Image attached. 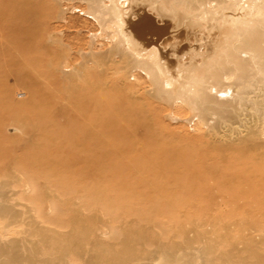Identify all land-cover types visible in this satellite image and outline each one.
I'll list each match as a JSON object with an SVG mask.
<instances>
[{
    "label": "rangeland",
    "instance_id": "obj_1",
    "mask_svg": "<svg viewBox=\"0 0 264 264\" xmlns=\"http://www.w3.org/2000/svg\"><path fill=\"white\" fill-rule=\"evenodd\" d=\"M205 1L180 0L191 6L205 4L194 9L177 7L190 13L211 12L210 18L202 20V33L195 37L201 51L209 35L218 39L217 58L226 36L264 22V0ZM162 2L166 8L176 6ZM101 3L0 0V90L11 92L10 100L17 101L24 88L15 72L39 62L48 73L39 76L48 90L43 89L46 92L42 94L46 96L45 113L0 123V137L7 138L11 157L37 147L39 156L51 164L73 157L69 135L73 125L84 129L88 122L86 115L82 117L84 108L95 97L101 104L134 99L130 114L137 130L132 141L119 136L122 132L117 129L110 130L108 135L114 138L108 143L120 142L122 147L104 158V174L91 176L102 182L104 177L105 184L95 186V181L83 174L80 157L68 165L58 164L55 173L44 167L37 178L28 175L21 184L16 182L22 172L4 167L0 191H20L5 204L15 205V212L22 211V216L9 218L18 222L3 238L0 230L3 249L15 252L17 248L23 253V246L31 247L28 250L36 256L35 264H264V90L260 89L264 76L258 81L254 78L248 92L236 81L235 91L233 85L231 89L234 94L245 91L243 99L222 107L213 102L200 107L187 104L176 98L178 94L171 99L161 96L147 74L128 63L115 46L112 28L96 18ZM122 3L126 5V1ZM224 9H232L238 16L216 17ZM10 16H17L15 23L7 20ZM188 32L182 28L183 51L195 44L192 31ZM27 45L30 49L26 51ZM197 59L196 76L215 61V57L205 62ZM35 98L43 101L40 93ZM124 116L111 114L103 123L109 129L114 118ZM150 116L153 119L145 122ZM23 124L35 137L28 129L19 134ZM21 138L35 140L34 146L16 152L13 144ZM73 139L85 141L84 136ZM155 142L169 152L140 153L142 146L148 148ZM128 143L133 145L131 151ZM67 148V153L57 151ZM156 165L162 169L154 170ZM246 188L257 196L244 197L239 191ZM247 246L249 250H245Z\"/></svg>",
    "mask_w": 264,
    "mask_h": 264
},
{
    "label": "bare ground",
    "instance_id": "obj_2",
    "mask_svg": "<svg viewBox=\"0 0 264 264\" xmlns=\"http://www.w3.org/2000/svg\"><path fill=\"white\" fill-rule=\"evenodd\" d=\"M124 1H126V5H123L122 0H109V3H107V0H102L101 8L100 10H98L99 13L98 15H96V18H98L103 26L109 25V27L112 28L111 34L114 43L116 44L114 45L117 46V48L123 54H125L128 63H132V65H135L143 72H145V74H147L149 80H151L150 82H153L154 84V91L157 93L159 92L161 96L171 99L174 94H178V96L180 97L176 98L182 99V101L187 102V104L196 103L197 106L200 107L201 104L204 105L207 102H213L214 104H218L217 106L222 107L223 105H229L232 102L234 103L241 101L243 99V94L246 93L245 91L248 92L249 86L253 85L254 81L252 80L257 77L256 80L258 81L260 77L264 76V22L256 24L247 29H242L237 33H234L232 36H226L224 49L217 58V54L219 51L218 39L209 35L206 42L203 43L204 48L201 51V47L196 44L198 39L195 37L202 33V20L205 17L210 18L211 12L200 11L196 13H190L181 7H177L182 6L185 8L194 9L199 5H204L205 3H201L197 6H191L189 4L180 2V0ZM162 1L171 2L176 6L166 8ZM205 2H207V0ZM228 15H231V17L238 16V13H233L232 9H224L220 10L219 13L216 14V17L223 18ZM16 17L17 16H10L7 20L11 23H15L17 20ZM260 24H263L261 25L262 27H258V25ZM182 28H185L187 31H189L188 33L192 31V34L195 37V44L193 47L189 48V50L187 49L188 51H183V48L186 45L181 44L180 41ZM19 32L21 35L25 34V36L27 37H29L30 35V33H26V31ZM28 49H30L29 45L26 46L25 50L27 51ZM197 56L200 58L201 62L208 61L209 59L215 57L214 63L211 64L206 70H203L201 75L199 76L194 75L195 67L198 64ZM15 73L19 74V86H23L24 89L22 90L23 92L20 93L18 100H14V102L10 100L11 92L7 90H0V123L5 119L21 120V118L24 119V117H28L32 114L34 115L35 113L41 112L42 114V111L45 113L44 102L46 100V96L43 97L42 94L45 95L44 92L48 90H46V82L42 81V78L40 80L39 76H43L42 74L48 75L47 71H43L40 68L38 62L37 65H35V67L33 68L25 67L22 69V71H17ZM231 79H234L235 82H228L231 81ZM236 81L237 85L240 88H247V90H239L236 94H234L236 88V86L234 87V83H236ZM262 83L261 85H263ZM231 85H233L232 88L234 87V91L233 89H231ZM263 88L264 86L260 88L262 89V92L264 90ZM43 89L46 91H44ZM252 91L253 90L249 92ZM38 93H40L41 95V98L43 100L42 102L39 99L35 98ZM104 96H106V94ZM94 99L95 100L90 104L89 107L84 108L85 114H83L84 116H82L85 117L86 115V118L88 119L87 123L89 124V126H91V129H87V123L86 126H84L83 130H81L82 126L79 127L73 125V130L71 131L72 133L69 135V137H71V139L68 141L70 146L69 152L73 157L66 158L64 161L57 160L56 162H54V164H51L47 159L41 158L39 156V149L37 147V149L35 148L34 150L24 155L15 156L13 158L8 154L6 150L5 141L7 138L2 139V137H0V171L6 166L9 167L10 170L21 171L22 175H20L16 182H19L21 184L26 180L25 178L28 175H34L37 178L38 175L41 174V171L44 167L49 166L48 170L46 169V171L55 173L58 170V164L68 165L70 161H77L76 158L80 157L83 167L82 171L85 176L94 177L95 173L104 174L106 170V166L103 163L104 158L107 157V155L110 156L113 151L119 150L122 147V143L120 142L115 143V145L108 143V139L114 138L108 135L110 133V130L117 129L118 132H122L118 134L119 136L130 141H132L131 136L136 135V125L134 122V118H132L133 116H131L130 114V110L134 109L132 106L134 104V99L132 100L131 98L129 100V98H125L124 100L120 99V101L118 98L115 104L111 102L101 104L96 100V97ZM109 100L111 101V99ZM10 102L13 106H16L14 107V110L10 109V107L13 108V106L10 105ZM216 112V114H219L220 110H216ZM64 113H66V115L68 114V112ZM116 113H124L125 116L123 118L121 117L122 119L114 118L113 122L110 123L108 129L103 121H105V119L107 118L106 116H109L111 114L116 115ZM151 119L153 118L150 116L145 120V122L151 121ZM77 120L76 122L78 123ZM4 125L2 126V131ZM26 127L28 126L23 124V126L20 127L19 134L24 133V129H28ZM41 128L43 129L44 127ZM44 130L45 128L43 129V132H45ZM28 131L30 130L28 129ZM32 132L30 131L29 133L32 134L33 137H35V133ZM46 133H48V131ZM42 134L44 136V133ZM149 134L150 133L146 131L144 136L148 137ZM6 136L13 137L14 135ZM75 136H84L85 141L83 143H80L78 141H75L74 139L72 140V137ZM44 138L46 139V137ZM31 140L32 139L29 138L26 142L22 138L20 140L16 139L14 144L12 143L13 149L16 152H18L19 150L25 151L27 148L34 146L33 144L35 140L34 142H30ZM156 143L157 142L152 144L150 143V146L148 145V148L142 146L140 153H145L142 154L145 156H151L169 152L168 148H166L165 145L161 146L162 144ZM128 144L130 145V143ZM129 145L128 150L131 151L133 145H130V147ZM67 150L68 148L59 149L57 151L67 153ZM11 155L13 154L11 153ZM220 155H222V158L225 159L223 152L220 151ZM152 167L154 170L158 171L162 169V167L158 168L157 165ZM92 177L91 179H93ZM119 179L122 180V178ZM93 180L95 181V186L98 184L101 185L103 182L105 184L104 177L103 182L100 180V178H94ZM249 186L252 187V184ZM11 191L12 193H10V191H0V230L2 238L6 235V231L9 228L13 227V225H16L18 222H10L9 218L22 216V211L16 210L15 212L14 208L12 207L15 205L8 206L7 204H5V202L9 201V199L11 200L12 196L20 195V191L18 192V190L12 189ZM239 192H241L244 197H247V199L253 197L252 195L257 196L254 190H250L248 188ZM244 217L246 218V215H244ZM247 219L249 220L250 218L247 216ZM246 224L247 223L245 222V225ZM14 244L15 243L13 242L12 245ZM23 247V253L18 251L17 248L14 249L15 252H13L7 249H3V245L0 243V257L4 256L3 260H0V264H35V262H37L36 256L31 255V253L33 252L28 250L31 249V247ZM246 249L249 250L248 246L245 247V250ZM27 250L30 251V253H27ZM259 263L263 264L262 261Z\"/></svg>",
    "mask_w": 264,
    "mask_h": 264
}]
</instances>
